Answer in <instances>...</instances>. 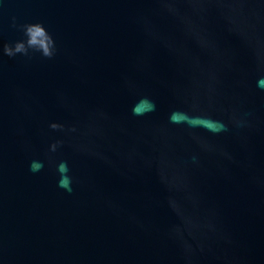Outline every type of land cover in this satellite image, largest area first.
<instances>
[{
    "label": "water",
    "instance_id": "1",
    "mask_svg": "<svg viewBox=\"0 0 264 264\" xmlns=\"http://www.w3.org/2000/svg\"><path fill=\"white\" fill-rule=\"evenodd\" d=\"M0 264H264V0H0Z\"/></svg>",
    "mask_w": 264,
    "mask_h": 264
},
{
    "label": "clouds",
    "instance_id": "2",
    "mask_svg": "<svg viewBox=\"0 0 264 264\" xmlns=\"http://www.w3.org/2000/svg\"><path fill=\"white\" fill-rule=\"evenodd\" d=\"M63 186V185H62Z\"/></svg>",
    "mask_w": 264,
    "mask_h": 264
}]
</instances>
